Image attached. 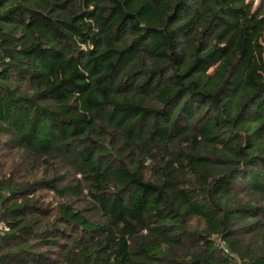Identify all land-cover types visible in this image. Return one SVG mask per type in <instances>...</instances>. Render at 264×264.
<instances>
[{
	"label": "trees",
	"instance_id": "16d2710c",
	"mask_svg": "<svg viewBox=\"0 0 264 264\" xmlns=\"http://www.w3.org/2000/svg\"><path fill=\"white\" fill-rule=\"evenodd\" d=\"M238 262L264 264V0H0V264Z\"/></svg>",
	"mask_w": 264,
	"mask_h": 264
},
{
	"label": "built area",
	"instance_id": "2783aa9c",
	"mask_svg": "<svg viewBox=\"0 0 264 264\" xmlns=\"http://www.w3.org/2000/svg\"><path fill=\"white\" fill-rule=\"evenodd\" d=\"M217 244L219 245V247L222 249V251L225 253V254H227L228 253V251H227V249L225 248V244L222 242V241H217ZM238 264H241L240 262H238Z\"/></svg>",
	"mask_w": 264,
	"mask_h": 264
},
{
	"label": "rangeland",
	"instance_id": "374dc122",
	"mask_svg": "<svg viewBox=\"0 0 264 264\" xmlns=\"http://www.w3.org/2000/svg\"><path fill=\"white\" fill-rule=\"evenodd\" d=\"M248 1L252 3L255 7H257L262 2V0H248Z\"/></svg>",
	"mask_w": 264,
	"mask_h": 264
}]
</instances>
